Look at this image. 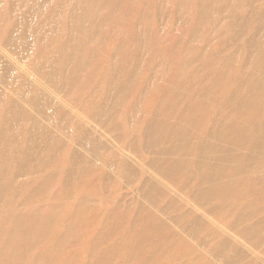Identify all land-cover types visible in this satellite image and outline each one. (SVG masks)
<instances>
[{"label": "rangeland", "instance_id": "1", "mask_svg": "<svg viewBox=\"0 0 264 264\" xmlns=\"http://www.w3.org/2000/svg\"><path fill=\"white\" fill-rule=\"evenodd\" d=\"M20 1L0 0V118L28 115L9 146L33 147L6 178L42 191L0 223L24 239L42 213L14 263L257 264L264 0Z\"/></svg>", "mask_w": 264, "mask_h": 264}, {"label": "bare ground", "instance_id": "2", "mask_svg": "<svg viewBox=\"0 0 264 264\" xmlns=\"http://www.w3.org/2000/svg\"><path fill=\"white\" fill-rule=\"evenodd\" d=\"M19 4L23 8L25 6V1L21 0ZM32 68H35L34 64L31 65V69ZM28 117L29 116L23 112L17 119L10 116H8L6 120H4L3 117L0 118V147L2 146V141L5 139V135L9 138V140H5L8 142L3 147L4 154H2L1 157L2 162L4 163L6 168L2 172L5 181L2 182V177L0 175V201L3 200L7 205H9L5 212L0 213V219H3V221L9 222L16 220L17 216L19 215L18 212L21 208L18 207V205L19 203H22L23 198L26 195L28 196V199L35 196H40V192L42 191V188L38 190L40 179L34 178L33 180L27 181V183L25 181L16 185L11 182L10 178H6L7 176L16 175L21 171L22 167L25 164L24 157L26 151L33 147V145L29 143L30 140H24V136L19 141L22 144L23 149H20L17 155H14L11 146H9L10 141H14L12 138L14 134H19V132L21 131L24 133L25 127L26 129H28ZM262 126H264V124L258 121L250 123L249 130L252 132L248 141L249 146L247 145L248 147H251L252 155L253 153H257V155L253 157L254 173L253 185L251 186L249 215L252 216L253 223L259 220L260 226L255 229L254 235L251 231L248 236V240L252 252L254 254V259L257 264H264V145L259 148L257 145L258 139H256L255 137V134H258V138L260 137ZM28 174L30 176H37L34 171H28L26 175ZM258 178L260 180V185L257 184ZM22 184L25 185L22 186ZM35 185L37 187H35ZM15 186L18 187V191L16 192L14 189ZM42 194H44V192H42L41 195ZM38 211H40V213L37 214ZM41 213V209H33V211H29V213H26V211H21L22 218L20 222V227L25 231H28V235L24 239H20L16 234V231H18L17 224V229L13 232L11 228L6 229L2 225V222L0 223V234L4 232L3 239L1 237L0 238L2 239V247H4V250L6 252V259L0 257V264H16L14 263V261H16L17 256V253H15L16 250L22 249V255L25 256V258L28 256V252L24 251L23 249L27 248L31 250V247H33L34 242L36 241L34 235H38L37 233L39 231V228L32 229V227L29 225L28 218H38ZM257 229H259L258 235L256 234ZM27 238H30L28 242Z\"/></svg>", "mask_w": 264, "mask_h": 264}]
</instances>
